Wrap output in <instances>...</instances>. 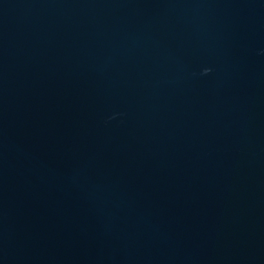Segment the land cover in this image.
<instances>
[{
    "label": "water",
    "instance_id": "1",
    "mask_svg": "<svg viewBox=\"0 0 264 264\" xmlns=\"http://www.w3.org/2000/svg\"><path fill=\"white\" fill-rule=\"evenodd\" d=\"M0 264H264V0H0Z\"/></svg>",
    "mask_w": 264,
    "mask_h": 264
}]
</instances>
